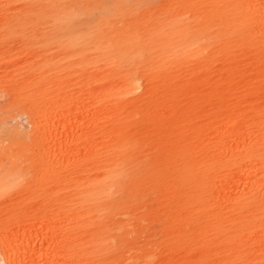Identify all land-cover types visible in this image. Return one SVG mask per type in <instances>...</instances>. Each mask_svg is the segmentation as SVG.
Returning <instances> with one entry per match:
<instances>
[{"label": "bare ground", "instance_id": "6f19581e", "mask_svg": "<svg viewBox=\"0 0 264 264\" xmlns=\"http://www.w3.org/2000/svg\"><path fill=\"white\" fill-rule=\"evenodd\" d=\"M0 264H264V0H0Z\"/></svg>", "mask_w": 264, "mask_h": 264}]
</instances>
